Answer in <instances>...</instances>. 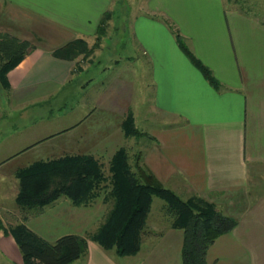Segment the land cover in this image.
Masks as SVG:
<instances>
[{
  "label": "crops",
  "instance_id": "crops-1",
  "mask_svg": "<svg viewBox=\"0 0 264 264\" xmlns=\"http://www.w3.org/2000/svg\"><path fill=\"white\" fill-rule=\"evenodd\" d=\"M116 1L0 0V33L34 45L8 73L11 88L0 83V151L9 149L5 140L12 133L2 99L27 103L28 95L43 88L49 89L45 96L61 94L94 58H82L86 63L75 72L80 59L57 58L53 50L77 38L93 46L103 16L113 11ZM146 7L131 23L141 60L112 61L121 70L103 84L84 119L71 126L83 123L86 129L68 128L55 148L98 158L94 153L113 146L110 163L129 139L123 129L127 115L132 112L136 125L152 120L144 131L150 144L140 146L143 164L182 198L199 195L238 221L210 247L209 264H264V19L237 8L227 10L224 0H147ZM107 29L103 39L110 35ZM175 30L211 69L219 88L181 50ZM135 70L143 78L139 83ZM128 72L132 78L124 77ZM94 82L95 76L83 85L89 90ZM139 88L145 89L142 98ZM14 126L22 130L21 123ZM15 184L19 190V181ZM153 203L154 198L138 253L121 256L88 239L87 254L72 264H183L184 231L172 226L164 206L165 218L153 219ZM94 204L75 206L62 197L42 209H21L25 213L20 222L51 242L67 233L88 237L109 212L100 220L102 213ZM1 242L18 256L15 239L2 229ZM19 258L24 264L21 254Z\"/></svg>",
  "mask_w": 264,
  "mask_h": 264
},
{
  "label": "trees",
  "instance_id": "trees-1",
  "mask_svg": "<svg viewBox=\"0 0 264 264\" xmlns=\"http://www.w3.org/2000/svg\"><path fill=\"white\" fill-rule=\"evenodd\" d=\"M111 12L103 16L96 42L89 46L77 38L53 50L57 58L86 59L100 46ZM181 50L215 87H220L211 69L189 48L184 37L175 30ZM34 45L0 33V83L10 89L8 73L17 67ZM81 70L79 61L76 70ZM123 129L126 137L144 134L136 127L130 112ZM19 181L16 202L23 209H42L59 198H68L75 206H86L101 194L113 201L104 222L89 238L76 233L61 235L51 242L24 222L8 227L0 221V229L15 239L24 264H72L87 254L88 239L106 250L114 249L119 255H134L141 248L153 198L165 201V211L172 217V226L184 231L183 264H209L207 254L216 239L231 232L238 224L235 217L225 215L216 205L199 195L187 199L166 187L155 174L136 158L130 161L126 147H120L112 156L108 173L104 164L90 154H64L51 159H40L20 167L15 172Z\"/></svg>",
  "mask_w": 264,
  "mask_h": 264
},
{
  "label": "rangeland",
  "instance_id": "rangeland-1",
  "mask_svg": "<svg viewBox=\"0 0 264 264\" xmlns=\"http://www.w3.org/2000/svg\"><path fill=\"white\" fill-rule=\"evenodd\" d=\"M117 1L112 9L113 11L110 13L109 20H111V23L109 22L107 24V28H110V35L105 39L102 38L103 40H101L100 46L102 43L103 47L99 54L97 52L98 55L90 56L92 60L94 58V64L91 65L89 69L81 70L73 80L74 82L69 87L65 88L61 94L58 96L53 95L52 97L45 96L49 89L43 88L40 91L28 95L27 103H23V99L21 102L20 99L15 98H11V101L2 99L8 117H6V126H9V122L12 124V133L10 136H6L5 140V147L9 149L0 151V221L4 226L19 223L22 220L21 217L25 213L21 211L23 208L17 204L15 198L18 194L17 191H19L15 184V181L18 182L15 176V170L40 159L46 160L67 154L55 148V141L65 138L68 131L67 129L78 123L82 118L84 119L89 105L93 102V99H96L95 95H99V93L103 91V84H106L107 81L110 83L111 77L121 70L122 67H116L112 61L117 59L120 60L121 58L125 60L128 57L134 58L135 62H137L138 59L141 60L139 57L140 53L133 43L131 23L146 12L147 0ZM224 1L227 10L237 8L252 16H259L264 19V0ZM107 28L106 33L108 30ZM95 42L92 40L91 45H94ZM79 59V65L81 67L86 63V60L83 61L82 56H80ZM121 63L123 64V62ZM105 67H109L107 73ZM74 71L77 72V70ZM133 73L134 76H138V83L143 80L141 74L137 70ZM130 75L132 74L128 72L124 77L130 78ZM93 76H95L96 82H94L88 90L87 85L84 86L83 83L87 82L89 78ZM144 90L139 88L141 98L144 96L142 95ZM145 98L148 99V97H143V100H145ZM25 108L26 110H24ZM145 109H147V107ZM20 112L26 114V117L21 114L22 120H20ZM15 123H21V131H15L19 128L14 126ZM82 124L79 127L71 128L70 131H74V129L83 131V128L86 129L87 125L82 126ZM151 124H153L152 120H139L136 127L144 134L137 137H129V139L124 142V147L128 150L132 164H135L136 158L141 159V161L143 160V153L140 151V146L145 147L150 144V139L144 131H147V128L152 126ZM34 143L36 144L31 146ZM25 148H27V150L15 155L17 154L16 151ZM112 149L109 146L108 150L94 153L103 161L101 162L104 164L107 173L109 165L108 160L112 153ZM11 180L13 183H10ZM112 203L113 201L111 199L105 198V194H101V196L95 200L93 207L94 210L96 208L97 213H102L100 220H103L104 214L110 210ZM165 204V201L161 198L154 197L153 219L159 220L165 217L170 219L171 216H161ZM159 216L160 218H157ZM87 236L89 238V234H87ZM15 243L16 241L14 245H16L18 256L14 254V251L8 244L4 242L0 243V264H22L21 258H19L21 251L17 243Z\"/></svg>",
  "mask_w": 264,
  "mask_h": 264
}]
</instances>
